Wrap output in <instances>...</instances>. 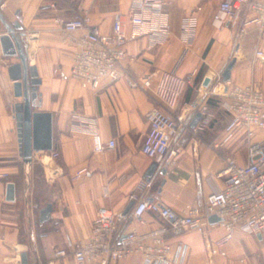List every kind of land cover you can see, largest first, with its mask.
<instances>
[{
  "label": "crops",
  "instance_id": "obj_1",
  "mask_svg": "<svg viewBox=\"0 0 264 264\" xmlns=\"http://www.w3.org/2000/svg\"><path fill=\"white\" fill-rule=\"evenodd\" d=\"M223 1L166 0L170 39L153 47L148 37H140L126 47V64L132 77L139 82L151 80L152 87L132 89L124 80H106L94 91L71 78L76 47L58 19L68 21L76 15H87L91 26L107 33L117 14L128 16L132 0H0V14L9 23L19 22L23 27L21 38L28 64L37 68L42 80L36 110L53 114V150L60 153L58 164L51 162L49 152L35 153L31 162L21 156L14 104L22 98L14 95L10 64L5 61L16 63L18 59L4 57L0 45V169L9 173V181L15 185V200L9 201L7 185L0 180V264H22L24 253L28 264H77L72 256L56 258L55 252L64 249L71 253L78 243L86 242L99 208L124 212L130 204L129 195L142 179L150 183L148 199L183 214L192 206L204 209L207 196L224 187L219 173L226 158L247 164V138L243 130L227 138L225 129L231 115L217 96L220 90L236 85L255 84L264 89V57H256L257 51L264 53V28L243 27V22L252 16L244 7L238 20L217 29L212 19ZM189 17L195 18L196 27L194 40L187 46L181 35ZM127 30L132 32V25ZM4 31L0 19V33ZM83 33L86 31L74 35ZM232 59L236 64L231 80L224 83L222 72ZM167 72L186 81L172 112L182 114L189 127L176 135L180 152L165 165L144 155L142 146L150 129L148 112L163 106L155 88ZM207 76L211 80L205 86ZM202 106H207L206 113ZM199 112L202 118L191 128ZM75 114L97 117L100 141L115 140L116 148L96 152L92 135L73 130ZM253 141L264 142V129H256ZM40 153H46L37 162L44 171L45 193L39 190L43 181H36L33 174L35 158ZM155 161L159 166L148 179L146 175ZM164 168L166 174L162 173ZM106 185L109 197L104 196ZM49 203L53 205L51 218L41 224L40 210ZM163 223L158 215L148 212L144 223L130 219L125 229L148 231ZM226 234L219 223H209L205 233L188 230L170 241L188 246L185 264H264L262 237L239 228L213 254L215 242ZM142 262L140 256H134L114 264Z\"/></svg>",
  "mask_w": 264,
  "mask_h": 264
},
{
  "label": "built area",
  "instance_id": "obj_2",
  "mask_svg": "<svg viewBox=\"0 0 264 264\" xmlns=\"http://www.w3.org/2000/svg\"><path fill=\"white\" fill-rule=\"evenodd\" d=\"M244 7H248L252 16L243 22V27L256 25L263 29L264 0H224L214 13L212 24L217 29H224L228 22L238 20ZM89 22L87 15H76L68 21L58 19L62 28L72 36L70 41L76 47L71 78L82 87L94 91L106 80H124L132 89L152 87L151 80L139 82L132 77L126 64V47L130 41L140 37H148L153 47L170 39L172 30L166 0H132L128 16L117 14L112 29L107 33H102ZM128 25H132V32L127 30ZM195 27V18H186L181 39L187 46L194 40ZM78 31L86 33L74 35ZM256 57L263 58L264 53L257 51ZM185 86L186 81L174 73H164L155 88L163 106L155 107L147 114L150 129L142 152L165 165L170 164L180 152L176 135L189 127L182 114L172 112ZM223 96L224 107L231 115L225 129L227 138L237 130H243L248 141V162L240 165L235 158H226L225 166L219 173L225 185L207 196L204 209L192 206L180 214L169 206L152 201L146 197L150 183L142 179L129 195L130 202H134L131 214L107 207L99 208L90 238L78 243L71 253L64 249L57 250L55 257L72 256L77 264H114L134 256H140L142 264H185L188 246L182 242L173 244L170 239L188 230L205 233L211 215L221 218L219 224L227 231L224 237L215 242L213 254L232 238L236 228L259 235L264 241V142L253 141L256 129H264V89L255 84L236 85L228 87ZM201 110L206 113L207 106H202ZM72 119L74 131L95 138L96 152L104 153L116 148L115 140L106 143L100 141L97 117L75 114ZM49 153L51 162L58 164L60 153L55 150ZM80 176L81 173H78L77 177ZM9 177L8 172L0 169V180H4L6 185L11 183ZM104 196H110L109 185L104 187ZM148 212L158 215L164 223L148 231L125 229L130 219L144 223V216ZM123 236L125 238L122 239Z\"/></svg>",
  "mask_w": 264,
  "mask_h": 264
},
{
  "label": "water",
  "instance_id": "obj_3",
  "mask_svg": "<svg viewBox=\"0 0 264 264\" xmlns=\"http://www.w3.org/2000/svg\"><path fill=\"white\" fill-rule=\"evenodd\" d=\"M0 19L4 24L5 31L0 35V45L3 55L6 58H16L18 62L9 66L8 72L10 80L13 82V90L16 98H22L23 101L14 104V113L17 123V132L19 138L20 154L26 161H32L35 153L49 152L54 148L53 137V114L51 112L37 111L40 105V94L38 88L42 83L37 68L28 64V54L25 49L23 35V27L19 22L9 23L6 18L0 14ZM236 64V59H232L222 72L224 83L231 80L232 70ZM210 77H206L204 85L208 86ZM202 113H197L191 122V128H195ZM159 166V162L155 161L150 167L146 176L150 179L153 172ZM167 169L162 170L166 174ZM7 200H15V185L9 183L7 185ZM134 202H130L124 214H128L133 208ZM53 205L49 203L40 210L39 220L43 224L51 218ZM209 223H220L221 218L217 215H211ZM125 236L122 237V239ZM22 264H28L27 254H22Z\"/></svg>",
  "mask_w": 264,
  "mask_h": 264
},
{
  "label": "rangeland",
  "instance_id": "obj_4",
  "mask_svg": "<svg viewBox=\"0 0 264 264\" xmlns=\"http://www.w3.org/2000/svg\"><path fill=\"white\" fill-rule=\"evenodd\" d=\"M7 63L6 64H13V63H11V62H9V61H7V60H5ZM223 92H224V90L222 89V90H220V96H217L218 97V99L220 100V101H223V105H224V101H225V97L223 96ZM18 102H21V101H23V99H19V100H17ZM43 155H46V153H44V154H42V153H40V154H38L36 157L37 158H35V164H34V166H33V174H34V176H35V180L37 181V180H39V181H43V183H40L39 184V190H40V192L41 193H45V191L47 190L46 189V186H45V182H44V179H43V175H44V171H43V168H42V166H41V163L40 164H38L39 163V159H40V157L41 156H43ZM38 162V163H37ZM45 162H47V160L45 161Z\"/></svg>",
  "mask_w": 264,
  "mask_h": 264
},
{
  "label": "bare ground",
  "instance_id": "obj_5",
  "mask_svg": "<svg viewBox=\"0 0 264 264\" xmlns=\"http://www.w3.org/2000/svg\"><path fill=\"white\" fill-rule=\"evenodd\" d=\"M46 159H48V158H46ZM49 163H47V165H48Z\"/></svg>",
  "mask_w": 264,
  "mask_h": 264
}]
</instances>
